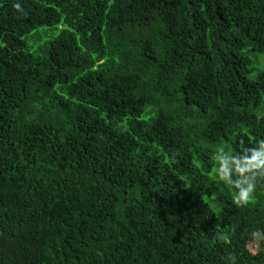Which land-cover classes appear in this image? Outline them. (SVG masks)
<instances>
[{
    "label": "trees",
    "instance_id": "trees-1",
    "mask_svg": "<svg viewBox=\"0 0 264 264\" xmlns=\"http://www.w3.org/2000/svg\"><path fill=\"white\" fill-rule=\"evenodd\" d=\"M257 55L264 0H0V264H264Z\"/></svg>",
    "mask_w": 264,
    "mask_h": 264
},
{
    "label": "clouds",
    "instance_id": "clouds-1",
    "mask_svg": "<svg viewBox=\"0 0 264 264\" xmlns=\"http://www.w3.org/2000/svg\"><path fill=\"white\" fill-rule=\"evenodd\" d=\"M14 7L19 9L20 5L14 4ZM214 160L218 181L233 190L232 203L238 207L246 204L257 188L258 178H264V139L257 140L253 147H242L235 155L220 146L214 154Z\"/></svg>",
    "mask_w": 264,
    "mask_h": 264
},
{
    "label": "rangeland",
    "instance_id": "rangeland-1",
    "mask_svg": "<svg viewBox=\"0 0 264 264\" xmlns=\"http://www.w3.org/2000/svg\"><path fill=\"white\" fill-rule=\"evenodd\" d=\"M47 30V28H40L39 30H37L36 32H34L33 35L35 34H44L45 31ZM49 33V32H47ZM254 58V65H253V74L250 75V78H254L255 74L257 72H264V57L257 55V57H253ZM262 240L260 235H256L253 240L250 242V248L253 252H255L258 249L259 243Z\"/></svg>",
    "mask_w": 264,
    "mask_h": 264
}]
</instances>
